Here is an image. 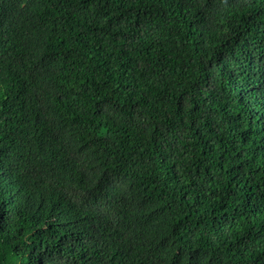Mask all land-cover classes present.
Wrapping results in <instances>:
<instances>
[{"label":"trees","instance_id":"obj_1","mask_svg":"<svg viewBox=\"0 0 264 264\" xmlns=\"http://www.w3.org/2000/svg\"><path fill=\"white\" fill-rule=\"evenodd\" d=\"M0 264H264V0H0Z\"/></svg>","mask_w":264,"mask_h":264}]
</instances>
